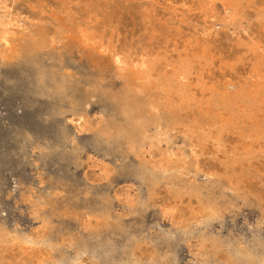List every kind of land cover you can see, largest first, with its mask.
<instances>
[{"label": "rangeland", "instance_id": "rangeland-1", "mask_svg": "<svg viewBox=\"0 0 264 264\" xmlns=\"http://www.w3.org/2000/svg\"><path fill=\"white\" fill-rule=\"evenodd\" d=\"M241 1L238 6L229 3L230 10H225L220 1L211 5L206 0H0L1 19L48 26L49 36L54 37L53 46L50 45L54 55L71 66L75 74L89 73L97 78L96 73L103 71V88L117 95V100L124 97V78L107 67L106 62H100V69L95 66L97 72L93 71L95 62L90 61L93 58L86 51L80 52L67 39L63 40L61 35L58 37L54 29L90 24L91 27L78 28L89 29L93 36L104 32V35L98 33L96 38L130 57L158 55L156 69L168 74L179 60L188 59L192 65L189 80L193 92L190 100L172 92L171 112L175 123L171 120L167 127L169 131L170 124L175 128L168 142L146 143L139 155L131 152L128 157L116 144L94 133L108 119L107 113L112 108L109 99L94 97L85 109L59 113L57 101L42 94L36 81V67L31 63L38 55L27 57L28 61L12 58L0 63V232L5 230L11 237L36 239L27 246L18 240L5 244L2 264L130 263L132 259L127 252L132 247V264H257L261 260L264 264V138H259L255 132L264 124V90H257L264 85V0ZM42 58L48 63L50 53H43ZM87 62L91 65L87 66ZM68 93L71 97L82 96L78 90ZM67 103L68 100L63 108L68 109ZM222 104L233 108L226 111ZM167 112L168 109L162 107L150 118L154 116L160 121ZM229 120L233 121V126L229 125ZM194 123L210 125L214 128L213 135L208 138L196 133L194 137L189 135L186 128ZM184 135L192 140L191 146L196 151L197 171L183 169L161 178L158 183L148 176L138 175L135 169L140 160L160 168L170 155L168 150L178 155L188 154L191 148L185 143ZM215 136L219 143L214 140ZM213 173L232 178L238 191L229 189L222 178L211 181L209 176ZM209 182L214 186H209ZM56 183H60L63 190L51 197V201L46 197H50L48 194ZM223 183L224 189L218 185ZM104 195L111 200L112 213L118 218L112 230L92 239L95 228L91 226L98 223L90 216L88 205L94 207ZM200 198L210 209L215 210L212 207L215 204L214 207L219 208L209 223L198 219L203 206ZM45 205L49 206L45 208ZM85 241L89 244L80 252L78 248Z\"/></svg>", "mask_w": 264, "mask_h": 264}, {"label": "bare ground", "instance_id": "bare-ground-1", "mask_svg": "<svg viewBox=\"0 0 264 264\" xmlns=\"http://www.w3.org/2000/svg\"><path fill=\"white\" fill-rule=\"evenodd\" d=\"M4 1V0H3ZM14 1V0H13ZM16 1V0H15ZM66 1V0H65ZM182 1V0H181ZM220 1L222 3L223 9L225 10L229 9V3L235 4L234 6H238L241 4V0H206L208 4H216V2ZM8 2V1H7ZM200 2V1H199ZM203 3V2H202ZM205 3V2H204ZM203 3V4H204ZM7 5V4H6ZM11 5V3H10ZM14 3H12V6ZM151 5V4H150ZM186 5V4H185ZM4 6V5H3ZM216 6V5H215ZM214 6V7H215ZM6 7V6H5ZM39 7V6H38ZM186 7V6H185ZM198 7V6H197ZM196 7V8H197ZM10 8V6H9ZM213 8V7H211ZM232 8V7H231ZM236 8V7H235ZM6 9V8H5ZM5 9L4 12L6 11ZM173 9V7H172ZM192 9V8H191ZM2 10V11H3ZM31 10V9H30ZM176 10V9H175ZM179 10V9H178ZM190 10V9H189ZM215 10V9H214ZM212 10V11H214ZM217 10V9H216ZM230 10V9H229ZM33 11V10H32ZM180 11V10H179ZM206 11V10H205ZM234 11V10H233ZM3 12V13H4ZM7 12V11H6ZM12 12V11H11ZM22 12V11H21ZM31 12V11H30ZM37 12V11H36ZM199 12V11H198ZM216 12V11H215ZM235 12V11H234ZM1 13V12H0ZM10 13V11H9ZM20 13V12H19ZM17 13V14H19ZM201 13V12H200ZM209 13V12H208ZM227 13V12H226ZM34 14V13H33ZM214 14V13H213ZM237 14V13H236ZM4 15V14H3ZM28 15V14H27ZM32 15V14H30ZM184 15V14H183ZM232 15V14H231ZM6 16V15H5ZM8 16V15H7ZM12 16V15H11ZM14 16V13H13ZM12 16V17H13ZM16 16V14H15ZM21 16V15H20ZM19 16V17H20ZM39 16V15H38ZM54 16V15H53ZM88 16V15H87ZM233 16V15H232ZM67 17V16H66ZM86 17V16H85ZM90 17V16H89ZM167 17V16H166ZM200 17V16H199ZM214 18V16H212ZM216 17V16H215ZM0 17V63H6V60L12 59V58H27V57H37L38 58L36 61L32 62L36 67L35 71V77L36 81L38 82L41 93L48 95L52 99L56 100L59 109V113H66V112H71V113H76L80 111V109H85L87 108L88 104L94 97H98L100 99L107 98L110 100L112 103V108L111 111L107 113L108 119L102 122L96 130H94L95 135H97L99 138L102 140L109 142V143H114L118 147L119 151H121L125 156H128L129 153L135 152V154L139 155V152L143 150V146L146 143L152 144V142H158L160 144L162 141L168 142L169 137L172 136V128H175L174 125L170 124V129H168V122L169 121H174L175 123V118L173 117V114L171 112V94L172 92H176L179 97L183 99L190 100L193 98V92L190 87V76H191V69L190 68L192 65H190V61L188 59H181L178 61L177 65L172 67V70L170 69L169 72L171 74H168L166 71H159L156 69V58L158 55H153L151 54H145V55H140L136 57H130L128 55H125L119 51H116L114 48H111L108 46V44H105L101 40L97 39L96 36L100 35L101 31L98 32L96 36H93L88 32V30H84L86 28L82 26L85 25H80L78 23L77 26H63L58 29H54L55 32L57 33L58 37L61 35V38L63 40H68V42L73 43V45H76L78 50L81 52V50L86 51L93 59L90 61L94 60V66H93V71H96V67L98 66L100 69V62H106L107 67L110 66L114 69V71L119 74L120 77L124 78V84L122 87V92H123V98H119L120 100L115 99L117 95H114L112 93H107L105 89L103 88V71L102 73H96L98 74L97 78H93L92 75L89 73L86 75H81L79 72L77 74L72 72L71 69L66 65L63 61H61V58H58L57 55H54V51L51 50L50 45H52V41L54 37H50L51 29L48 26L42 25L38 26L36 24H20L19 22L15 20H11V18L8 19H1ZM5 18V17H4ZM24 18V17H23ZM37 18V14H36ZM39 18V17H38ZM37 18V19H38ZM73 18V17H71ZM211 18V17H210ZM222 18V17H221ZM228 18V17H227ZM30 19V18H29ZM34 19V18H33ZM53 19V18H52ZM179 19V18H178ZM189 19V18H188ZM205 19V18H204ZM208 19V18H207ZM243 19V18H242ZM27 20V19H26ZM43 20V18L41 19ZM50 20V19H49ZM66 20V19H65ZM71 20V19H70ZM75 20V19H74ZM216 20V19H215ZM22 21V20H21ZM39 21V20H38ZM44 21L45 18H44ZM68 21V20H67ZM78 21V20H76ZM96 21V20H95ZM98 21V20H97ZM100 21V20H99ZM234 21V20H233ZM48 22V21H47ZM54 22V21H53ZM219 22V21H218ZM24 23V22H22ZM67 23V22H66ZM86 23V22H85ZM93 23V22H92ZM98 23V22H97ZM101 23V22H99ZM114 23V22H113ZM49 24V23H48ZM62 24V23H61ZM60 24V25H61ZM70 24V23H69ZM197 24V23H195ZM215 24V23H213ZM212 24V25H213ZM230 24V23H229ZM63 25V24H62ZM90 26V24H87ZM86 25V26H87ZM93 25V24H92ZM101 25V24H100ZM51 26V25H50ZM85 26V27H86ZM99 26V25H98ZM178 26V25H177ZM207 26V25H206ZM205 26V27H206ZM91 27V26H90ZM204 27V29H205ZM29 28L30 31H27ZM57 28V27H56ZM110 28V27H109ZM112 28V27H111ZM116 28V27H115ZM97 29V28H96ZM99 29V28H98ZM103 29V28H102ZM200 29V28H199ZM202 29V28H201ZM208 29V28H207ZM218 29V28H217ZM93 30V29H91ZM101 30V29H100ZM103 30H106L103 29ZM102 30V31H103ZM116 30V29H115ZM210 30V27H209ZM114 30H112L113 32ZM204 31V30H202ZM115 32V31H114ZM200 32V30H199ZM55 33V34H56ZM92 33V32H91ZM94 33V31H93ZM104 35V32H102ZM101 33V34H102ZM111 33V32H110ZM116 33V32H115ZM117 34V33H116ZM121 34V33H120ZM209 34V33H208ZM114 35V34H113ZM214 35V34H212ZM217 35V33H216ZM110 36V34H109ZM116 36V35H115ZM114 36V37H115ZM120 36V35H119ZM196 36V35H195ZM206 36V35H205ZM57 37V36H56ZM100 37V36H99ZM102 37V36H101ZM106 39V36L103 37ZM109 38V37H108ZM190 38V37H189ZM196 38V37H195ZM209 38V37H208ZM116 40V38H114ZM151 39V38H150ZM207 39V38H206ZM61 40V41H63ZM66 40V41H67ZM119 40V39H118ZM196 40V39H195ZM65 41V42H66ZM127 41V40H126ZM139 41V40H138ZM151 41V40H150ZM254 41V40H253ZM66 42V43H68ZM118 42V41H117ZM125 42V40H124ZM140 42V41H139ZM185 42V41H184ZM55 43V42H54ZM126 43V42H125ZM124 43V45H125ZM132 43V42H131ZM156 43V42H154ZM252 43V42H251ZM140 44V43H139ZM158 44V43H157ZM189 44V43H188ZM257 44V43H256ZM59 45V44H58ZM65 45V44H64ZM120 45V44H119ZM128 45V44H126ZM186 45V43H185ZM206 45V44H205ZM53 46V45H52ZM71 46V45H70ZM131 46V45H130ZM136 46V45H135ZM139 46V45H137ZM143 46V45H141ZM166 46V45H165ZM213 46V44H212ZM73 47V46H71ZM129 47V46H128ZM205 47V46H204ZM207 47V45H206ZM256 47V46H255ZM57 48V47H55ZM74 48V47H73ZM130 48V47H129ZM153 48V47H152ZM157 48V47H156ZM260 48V47H259ZM76 49V48H75ZM146 49V48H145ZM144 49V50H145ZM168 49V48H167ZM177 49V48H176ZM77 50V49H76ZM142 50V49H141ZM150 50V49H149ZM155 50V49H154ZM179 50V49H177ZM181 50V49H180ZM179 50V51H180ZM261 50V49H260ZM157 51V50H156ZM162 51V49H161ZM183 51V50H182ZM245 51V50H244ZM131 52V51H130ZM134 52V51H132ZM142 52V51H141ZM149 52V51H148ZM151 52V50H150ZM169 52V51H168ZM186 52V51H184ZM253 52V51H252ZM43 53H50L51 60L48 63H45L42 58ZM72 53H74L72 51ZM76 53V52H75ZM140 53V52H139ZM195 53V50H194ZM218 53V52H217ZM79 54V53H78ZM84 54V53H82ZM81 54V55H82ZM197 54V53H196ZM210 54V53H209ZM213 54V53H212ZM72 55V54H71ZM77 55V54H75ZM86 55V54H85ZM139 55V54H138ZM187 55V54H186ZM214 55V54H213ZM166 56V55H165ZM164 56V58H165ZM185 56V55H184ZM194 56V55H193ZM196 56V55H195ZM257 56V55H256ZM75 58V56H73ZM78 57V55H77ZM88 57V56H87ZM162 57V56H161ZM187 57V56H186ZM203 57V54H202ZM80 58V57H79ZM78 58V61H79ZM182 58V57H181ZM189 58V57H188ZM195 58V57H194ZM207 58V57H206ZM237 58V57H236ZM248 59V57H246ZM90 59V58H89ZM174 59V58H173ZM177 59V58H176ZM180 59V57H179ZM199 59V58H198ZM197 61H200L198 60ZM240 59V58H239ZM27 60V59H26ZM31 60V59H30ZM163 60V59H161ZM208 60V59H207ZM261 60V58H260ZM28 61V60H27ZM160 61V60H159ZM165 61V60H164ZM174 61V60H173ZM213 61V59H212ZM247 61V60H246ZM169 62V61H168ZM208 62V61H207ZM237 62V61H236ZM239 62V61H238ZM251 62V61H249ZM192 63V62H191ZM223 63V62H221ZM257 63V62H256ZM261 63V62H260ZM90 63L87 62V66ZM93 64V63H92ZM210 64V63H209ZM213 64V63H212ZM235 64V63H233ZM263 64V63H262ZM91 65V64H90ZM161 65V64H160ZM174 65V64H173ZM195 65V63H194ZM202 65V64H201ZM231 65V64H230ZM256 65V64H254ZM258 65V64H257ZM171 66V65H170ZM219 66V65H218ZM248 66V65H247ZM260 66V65H259ZM162 67V66H160ZM159 67V68H160ZM249 67V66H248ZM258 67V66H257ZM264 67V66H263ZM72 68V67H71ZM252 68V67H251ZM250 68V69H251ZM261 68V67H260ZM89 69V67H88ZM105 69V68H104ZM109 69V68H107ZM111 69V68H110ZM169 69V68H168ZM233 69V68H232ZM248 69V68H247ZM2 70V69H1ZM7 70V69H6ZM91 70V69H90ZM255 70V69H254ZM259 70V69H258ZM257 70V71H258ZM263 70V69H262ZM92 71V70H91ZM256 71V72H257ZM260 71V70H259ZM89 72V71H88ZM99 72V71H98ZM203 72V71H202ZM209 72V71H208ZM207 72V73H208ZM255 72V71H254ZM255 72V73H256ZM262 72V71H261ZM93 73V72H92ZM91 73V74H92ZM94 73V74H95ZM122 75V76H121ZM196 75V74H195ZM262 75V74H261ZM201 76V75H200ZM92 77V78H91ZM119 77V78H120ZM194 77V76H193ZM227 78V77H226ZM240 78V77H239ZM106 79V78H105ZM121 79V78H120ZM248 79V78H247ZM251 79V78H250ZM195 81H197L195 79ZM206 81V80H205ZM239 81V79H238ZM105 82V81H104ZM109 82V81H108ZM247 82V80L245 81ZM250 82V81H249ZM257 82V81H256ZM106 83V82H105ZM196 83V82H195ZM199 83V82H198ZM255 83V82H254ZM258 83V82H257ZM256 83V84H257ZM197 84V83H196ZM200 84V83H199ZM231 84V83H230ZM246 84V83H245ZM260 84V83H259ZM107 85V84H106ZM240 85V84H239ZM247 85V84H246ZM197 86V85H196ZM234 86V84H233ZM232 86V87H233ZM248 86V85H247ZM261 86V85H260ZM109 87V86H108ZM203 87V86H202ZM201 87V88H202ZM235 87V86H234ZM262 87V88H261ZM259 89L257 90H264V85H262ZM200 88V87H199ZM200 88V89H201ZM206 88V87H205ZM209 89V88H208ZM207 89V90H208ZM230 89V87H229ZM240 89V88H239ZM69 90H72L74 93V90H78L82 92V96L76 98L75 96L71 97L68 93ZM194 90V89H193ZM228 90V89H227ZM234 90V88L232 89ZM238 90V89H237ZM210 91V90H209ZM214 91V90H212ZM211 91V92H212ZM229 91V90H228ZM231 91V90H230ZM241 91V90H240ZM250 91V90H249ZM256 91V90H255ZM219 92V91H218ZM224 92V91H222ZM242 93V91H241ZM245 93V92H244ZM257 93V91H256ZM255 93V96H256ZM119 94V93H118ZM208 94V93H207ZM253 94V93H252ZM121 95V94H119ZM213 95V94H212ZM249 96V95H248ZM177 97V96H176ZM204 97V96H203ZM208 97V96H207ZM236 97V96H235ZM244 97V96H243ZM242 97V98H243ZM215 98V97H214ZM224 98V97H223ZM245 98V97H244ZM211 99V98H210ZM219 99V98H218ZM222 99V97H221ZM249 99V98H248ZM68 100V109L63 108V103ZM177 100V99H176ZM202 100V99H201ZM212 100V99H211ZM210 100V101H211ZM225 100V99H224ZM231 100V99H230ZM244 100V99H243ZM197 101V100H196ZM242 101V99H241ZM245 101V100H244ZM178 102V101H176ZM194 102V100H193ZM225 102V101H224ZM237 102V101H236ZM250 102V100H249ZM253 102V101H252ZM217 103V102H216ZM221 103V102H219ZM239 103V102H238ZM237 103V104H238ZM261 103V102H260ZM212 104V103H211ZM218 104V103H217ZM185 105V104H184ZM206 105V104H205ZM213 105V104H212ZM216 104H214L215 107ZM233 105V103H232ZM196 106V105H195ZM218 106V105H217ZM222 106L225 105L222 104ZM231 106V105H230ZM235 106V105H234ZM241 106V105H240ZM246 106V105H245ZM260 106V105H259ZM263 106V105H262ZM164 107L168 109V114H164L161 116L160 121L157 119L155 120L154 116L153 118H150L151 115H153V112H160L161 108ZM239 107V106H238ZM189 108V107H188ZM223 107H221L222 109ZM231 107L230 109H232ZM235 108H237L235 106ZM240 108V107H239ZM248 108V107H247ZM257 108V107H254ZM177 109V108H176ZM182 109V108H181ZM206 109V108H205ZM214 109V108H213ZM227 107L225 110L227 111ZM228 109V111L230 110ZM243 112V109L240 108ZM259 109V108H257ZM262 109V108H261ZM264 109V108H263ZM185 110V109H184ZM199 110V109H198ZM215 110V109H214ZM213 110V111H214ZM240 110V111H241ZM151 111V113L149 112ZM180 111V109H179ZM190 111V110H189ZM205 111V110H204ZM217 111V110H216ZM224 111V109L222 110ZM238 111V108H237ZM246 111V110H245ZM251 111V110H250ZM249 111V112H250ZM164 112V111H163ZM220 112V111H218ZM230 112V111H229ZM232 112V111H231ZM239 112V111H238ZM237 112V113H238ZM242 112L240 114H242ZM154 113V114H155ZM183 113V112H182ZM215 113V112H214ZM227 113V112H224ZM234 113V112H233ZM231 113V114H233ZM244 113V112H243ZM252 113V112H251ZM159 114V113H158ZM218 114V113H217ZM220 114V113H219ZM218 114V115H219ZM230 114V113H228ZM249 114V113H248ZM261 114V113H260ZM199 115V113H198ZM207 115V114H206ZM205 115V116H206ZM209 115V114H208ZM223 115V114H222ZM226 115V114H225ZM224 115V116H225ZM236 115V114H235ZM246 114H244L245 116ZM256 115V114H255ZM262 115V114H261ZM71 116V115H70ZM186 116V115H185ZM197 116V115H196ZM204 116V117H205ZM212 116V115H211ZM217 116V115H216ZM241 116V115H240ZM253 116V115H252ZM156 117V116H155ZM189 117V116H188ZM214 117V116H213ZM220 117V115H219ZM222 117V116H221ZM220 117V118H221ZM234 118V116H232ZM239 117V116H236ZM235 117V119H236ZM248 117V115L246 116ZM262 117V116H261ZM70 118V117H69ZM209 118V116H208ZM219 118V119H220ZM226 118V117H225ZM224 118V119H225ZM229 118V117H228ZM241 118V117H240ZM249 118V117H248ZM254 118V117H253ZM72 119V118H71ZM75 119V118H74ZM79 119L80 116H79ZM211 119V118H210ZM215 119V118H214ZM218 119V120H219ZM227 119V118H226ZM230 119V118H229ZM255 119V118H254ZM155 120V121H154ZM217 120V119H215ZM234 120V119H232ZM238 120V119H237ZM247 118L245 119V121ZM250 120V119H249ZM76 121V120H74ZM77 121H79L77 119ZM76 121V122H77ZM230 121V120H229ZM240 121V120H238ZM238 121L236 123H238ZM68 122V121H67ZM233 121H230L231 126H233L234 123ZM235 122V121H234ZM241 122V121H240ZM250 122V121H249ZM249 122L247 125H249ZM259 122V118H258ZM229 122H227L228 124ZM247 123V122H246ZM245 123V124H246ZM262 123V122H261ZM72 124V123H70ZM79 124V123H78ZM77 124V125H78ZM177 124V122H176ZM251 124V122H250ZM254 124V123H253ZM224 125L221 124V126ZM239 126V124H237ZM252 125V124H251ZM256 125V123H255ZM264 125V124H263ZM262 125V126H263ZM80 126V125H78ZM242 126V125H241ZM250 126V125H249ZM258 126L256 134L259 138H264V127ZM223 128L225 126H222ZM246 127V126H245ZM82 128V127H81ZM239 128V127H238ZM251 127H249L250 130ZM155 129V131L153 130ZM183 129V128H182ZM213 127L209 125L207 127L206 125L202 124H197L194 123L191 126L186 128V131H189V135H192L194 137L195 133L199 134L200 137H211L213 135ZM233 129V128H232ZM153 130V131H152ZM175 130V129H174ZM231 130V129H229ZM215 131V130H214ZM226 131V130H225ZM246 131V130H245ZM177 132V131H176ZM223 132V131H222ZM251 132V131H249ZM215 133V132H214ZM243 133V132H242ZM241 133V134H242ZM246 133H248L246 131ZM251 134V133H250ZM217 135V134H216ZM226 135V134H225ZM198 136V135H197ZM214 140L219 143V139L217 136H215ZM222 137V136H220ZM226 137V136H225ZM236 137V136H235ZM241 139H243L241 136H238ZM185 143L190 146V152L188 154H185L182 152L180 155H178L176 152H172L170 150L168 156H166L164 163L158 168L157 166H151L147 163L142 162L141 160L139 161V164L137 168L135 169L138 175H140L141 178H145L146 176L150 177L151 179L158 181L163 178V177H168L171 175V173H176V172H181L183 169H194L198 170V163H197V156H196V151L194 148L191 146V139L186 137V135L183 136ZM256 138V137H255ZM195 139H197L195 137ZM199 139V138H198ZM223 139V138H222ZM221 139V140H222ZM238 139V138H237ZM257 139V138H256ZM225 140V139H223ZM246 139H244L242 142H244ZM263 140V139H262ZM257 141V140H256ZM261 141V140H260ZM198 142V141H197ZM259 142V141H258ZM227 143V142H226ZM246 143V142H245ZM245 143H242L243 145ZM255 143V142H254ZM257 143V142H256ZM261 143V142H260ZM259 143V144H260ZM156 144V143H155ZM229 144V143H228ZM232 144V143H231ZM230 144V145H231ZM235 144V143H234ZM258 144V143H257ZM161 145V144H160ZM241 145V143L239 144ZM249 145V144H248ZM154 146V145H153ZM198 146V145H197ZM206 146V145H205ZM212 146V145H211ZM258 146V145H257ZM161 147V146H160ZM175 147V146H174ZM178 147V146H177ZM216 147V146H213ZM235 147V146H234ZM237 147V144H236ZM239 147V146H238ZM244 147H247L244 146ZM249 147V146H248ZM251 147V146H250ZM254 148V146L252 145ZM261 147V146H260ZM259 147V150H260ZM217 148V147H216ZM257 148V147H256ZM210 149V148H209ZM230 149V148H229ZM246 149V148H245ZM264 149V148H263ZM261 148V150H263ZM145 150V149H144ZM177 150V149H176ZM179 150V149H178ZM211 150V149H210ZM237 150V149H236ZM252 150V148H251ZM255 150V149H253ZM252 150V151H253ZM239 151V150H238ZM243 151V150H242ZM205 152V151H204ZM248 153V151H245ZM256 152V151H255ZM262 152V151H261ZM264 152V151H263ZM262 152V153H263ZM87 153V152H86ZM225 153V152H224ZM240 153V152H238ZM252 153V152H251ZM141 154V153H140ZM129 157V156H128ZM155 159V158H154ZM224 159V158H223ZM264 160V159H263ZM204 161V160H203ZM221 161V160H220ZM101 162V161H100ZM154 162H152L153 164ZM154 165V164H153ZM238 165V164H237ZM92 166V165H91ZM248 166V165H247ZM228 168V167H227ZM203 169V168H202ZM214 169V168H213ZM85 170V169H84ZM259 170V169H258ZM257 170V171H258ZM261 171V170H260ZM259 171V172H260ZM190 171H188L189 173ZM263 172V171H262ZM91 173V172H90ZM202 173V172H201ZM263 174V173H261ZM191 176V175H190ZM224 179L225 185L228 186L229 189H232L234 191L237 190L238 186H236V183H234V180L230 177L224 178L222 175L213 173L209 176V179ZM103 179V178H102ZM149 179V178H148ZM249 180V179H248ZM194 181V180H193ZM212 181V180H211ZM146 182V181H145ZM151 184V182H150ZM153 184V183H152ZM154 185V184H153ZM222 189L225 188L224 183L223 184H218ZM209 186H214V184H211L209 182ZM194 188V186H191ZM217 187V186H215ZM262 187V186H261ZM53 190L50 192V200L56 195L59 194L63 189L61 184H55L53 186ZM25 190V189H24ZM61 190V191H60ZM212 190V189H211ZM238 191V190H237ZM210 192V191H209ZM68 193V192H67ZM108 193V192H106ZM239 193V192H238ZM120 194V193H119ZM240 194V193H239ZM213 195V194H212ZM47 196V195H46ZM77 196V195H76ZM121 196V195H120ZM128 196V195H127ZM52 197V198H51ZM77 198V197H76ZM75 198V199H76ZM48 199V200H49ZM201 199V198H200ZM45 201L44 199H42ZM46 199V201H48ZM126 200V199H125ZM52 201V200H51ZM202 201V199H201ZM67 202V201H66ZM125 202V201H124ZM153 202V201H152ZM216 202V201H215ZM214 202V203H215ZM45 203V202H44ZM202 203V208L200 210V216L198 219L201 222L209 223V221L216 216V213H218V210L216 207L212 206L214 209H210V205L208 206L207 203L204 201ZM209 203V202H208ZM46 204V203H45ZM64 204V203H63ZM70 204V203H67ZM176 204V203H175ZM230 204V203H229ZM212 205V202H211ZM49 206V205H48ZM45 205V208L48 207ZM53 206V205H52ZM68 209H69V205ZM65 206V207H67ZM89 206V214L91 217H94L97 220L98 225L95 227V230H92L93 232L91 233L92 236L91 238H100L102 233L107 230H112V228L115 227L116 224V218L113 213H112V203L111 200L109 199L108 196H102L99 200L97 205L94 207ZM219 206V205H218ZM64 207V208H65ZM165 207V206H164ZM179 207V206H178ZM210 207V208H209ZM241 207V206H240ZM170 208V207H169ZM44 209V208H43ZM67 209V210H68ZM133 209V208H132ZM236 209V208H235ZM63 210V209H62ZM65 210V209H64ZM70 210V209H69ZM165 210V208H164ZM38 211V210H37ZM166 211V210H165ZM217 211V212H216ZM60 212H63L60 210ZM177 212V211H176ZM44 213V212H43ZM66 213V212H65ZM68 213V212H67ZM165 213V212H164ZM166 213H168L166 211ZM221 209H220V214H221ZM172 214V213H171ZM67 215V214H66ZM65 215V216H66ZM106 215V217H104ZM166 215V214H165ZM169 215V214H168ZM61 217V216H60ZM63 217V216H62ZM85 219V218H84ZM87 219V218H86ZM45 222V221H44ZM49 224V223H48ZM4 225H2L3 227ZM47 226V225H46ZM90 228V229H91ZM3 229V228H2ZM7 231V229H6ZM78 237H76L77 239ZM63 239V237H62ZM75 239V238H74ZM15 240V241H22L25 246L28 245V242L31 244H34L36 239L35 238H28L25 239L22 236H14L11 237L8 233L0 232V264L1 258H2V251L4 248V245L7 244L8 242ZM62 241V240H60ZM89 242L85 241L81 246L78 248V250L83 252L85 248L88 246ZM13 245V243H12ZM11 245V246H12ZM30 251V249H28ZM33 252V251H31ZM30 252V253H31ZM128 257L132 259L130 263L126 262H121V263H113V264H132L134 262V256H133V247L130 248V250L127 252ZM13 254V253H11ZM10 254V255H11ZM5 255V254H4ZM8 255V254H6ZM15 255V254H14ZM13 258V256H11ZM253 257V256H252ZM9 258V257H8ZM244 258V257H243ZM236 260V259H235ZM32 261V260H31ZM41 261V260H40ZM253 261V260H252ZM238 262V261H237ZM240 262V261H239ZM254 262V261H253ZM246 264V262H244ZM101 264H104L101 262ZM236 264V262H235ZM240 264V263H239ZM242 264V263H241ZM248 264V263H247ZM250 264V262H249ZM257 264H263L262 260L259 261Z\"/></svg>", "mask_w": 264, "mask_h": 264}]
</instances>
